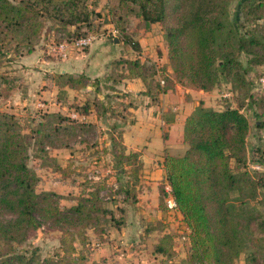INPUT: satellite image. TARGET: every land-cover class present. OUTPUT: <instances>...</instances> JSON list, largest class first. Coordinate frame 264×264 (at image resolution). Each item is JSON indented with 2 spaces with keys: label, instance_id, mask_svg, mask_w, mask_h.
<instances>
[{
  "label": "trees",
  "instance_id": "1",
  "mask_svg": "<svg viewBox=\"0 0 264 264\" xmlns=\"http://www.w3.org/2000/svg\"><path fill=\"white\" fill-rule=\"evenodd\" d=\"M233 1L120 0L146 25L159 22L165 28L172 73L165 75L160 92L175 82L205 92L227 83L249 95L251 82L243 58L247 57V64L264 65V0H239L236 15L231 12ZM78 2L0 0V56L3 51L22 47L32 51L46 20L57 19L64 9L73 7L69 23L78 25L81 20L73 15ZM124 59L116 62L122 61L125 68L117 81L141 78L148 95L157 101V94L149 90L150 66L138 58ZM57 80L61 87L80 89L87 86L88 78L85 74L58 73ZM98 105H105L104 101H86L75 110L88 115L92 108L97 111ZM33 121L35 124L26 125L14 112L0 109V247L7 250L1 252L5 256L0 264H31V259L26 260L25 254L16 252L13 246L23 244L30 231L43 225L61 231V244L67 249L68 234H77L83 242L82 229L91 226L97 227L100 235L102 218L114 214L104 206L99 189L80 195L66 209L60 205L64 195L38 190L40 177L29 165L31 146L41 151L68 147L64 135L84 124L57 112H39ZM249 129V120L239 107L227 105L220 110L201 101L185 121L183 141L187 149L182 155H165V178L178 211L191 229V259L196 264H235L246 252L247 264H264V212H257L255 205L264 208V173L250 168L246 141ZM116 155L120 163L132 159L139 168L143 166L135 151ZM253 162L264 164L262 159ZM159 190L164 196L163 187ZM126 192L129 194L128 188ZM133 197L136 199V195ZM233 201L250 206L252 212L233 209ZM115 227L119 228L120 222ZM74 250H67L59 264ZM155 250L167 254L163 240Z\"/></svg>",
  "mask_w": 264,
  "mask_h": 264
},
{
  "label": "rangeland",
  "instance_id": "2",
  "mask_svg": "<svg viewBox=\"0 0 264 264\" xmlns=\"http://www.w3.org/2000/svg\"><path fill=\"white\" fill-rule=\"evenodd\" d=\"M238 2L233 1V15L239 12ZM72 10L73 7L69 11L64 9L57 19L46 20L39 43L32 51L28 52L23 47L18 51H3L0 56V109L16 112L27 125L35 124L33 118L44 110L70 116L69 113L76 106L83 105V102H96L98 97L104 100L105 105H98L97 110L98 115L104 116L102 119L97 121V112L93 109L87 117L80 119L84 124L81 128L64 135L68 147H48L46 151H41L32 145L29 165L40 177L39 191L50 190L65 196L60 200L61 208L66 209L75 204L80 195L99 189L104 206L112 209L114 214L102 218L103 231L100 235H97V227L91 226L82 229L85 232L83 242L77 234H68L67 242L72 246L67 244V249L61 244L63 233L49 225L30 231L28 239L21 245H14L13 249L25 254L26 260L31 259V264H59V259L72 247H75L72 256L67 257L63 264H100L102 258L107 260L104 262L107 264L119 255L122 258H137V264H145L143 260L151 264H196L191 259V238L186 222L178 217L177 211H171L166 206L165 184L159 186L165 192L164 196L160 194L159 199L138 197L144 186L149 188L146 176L153 167H145L140 151L135 152L139 154L142 168L132 159L120 163L116 155L118 152H133L125 145L123 132L136 122L133 108L143 103L140 98H134V94L130 96L121 88H116L122 82L117 81V78L124 74L122 61L116 63L117 60H109L110 70L101 71L98 77L97 73L87 75V85L92 86L85 95L82 92L80 96L61 89L63 87L58 84V73L54 74V78L50 73L52 66L58 71L62 68V59L51 52L50 46L89 34L98 37L106 35L111 43L114 42L113 37L124 42L121 53L128 51L126 54L129 59L138 58L150 66L149 90L157 94V89L161 88V78L170 74L166 69L169 59L165 28L159 22L146 25L141 16L123 7L120 0H79L77 9L73 11V15L81 20L78 25L69 23L73 20ZM85 16L88 19H84ZM74 34H79V37ZM141 41L146 45H141ZM92 45L79 53H91ZM147 50L150 53H144ZM243 60L248 68L247 78L251 82L249 95L233 90L231 84L222 83L208 92L205 106L220 110L227 105L240 108L250 124L246 140L250 168L264 173V164L253 162L254 159L264 160V80L261 79L264 78V65L247 64V57ZM21 98H28L25 107L18 103ZM31 101L41 105H36L35 109ZM149 114L151 118L152 113ZM255 165L259 169L252 168ZM255 205L257 212H264L262 204ZM231 206L233 209L242 208L252 212L250 206L236 201ZM118 222L120 227L116 228ZM162 240L167 254L155 250ZM115 241H118V247ZM107 246V254L99 252L100 248ZM0 248L1 260L5 256L1 252L7 250L2 245ZM246 253H241L235 264H247Z\"/></svg>",
  "mask_w": 264,
  "mask_h": 264
},
{
  "label": "crops",
  "instance_id": "3",
  "mask_svg": "<svg viewBox=\"0 0 264 264\" xmlns=\"http://www.w3.org/2000/svg\"><path fill=\"white\" fill-rule=\"evenodd\" d=\"M115 40L116 38L113 37L114 42L111 43L106 35H101L93 42V50L91 53H76L70 56L68 60H61L62 68L59 71L55 68V66H52L50 68V73H52L51 77L54 78L55 73H67L73 74L74 76H79L81 74L89 76L91 73H97L98 77V73L101 71H109L110 61L129 57L126 54L128 51L123 54L121 53V45H123L124 42ZM141 45H146V43L144 44V42L141 41ZM144 53L148 54L150 52L147 50V52ZM166 69L167 72L170 74L172 73L168 64ZM91 86L87 85L86 87L80 89H73L68 86H64L61 89H66L68 92L73 93L76 96H80L82 92L85 95L86 91L89 90V87ZM117 87L121 88L130 96L134 94V98H140L139 100L143 101V103L141 102L142 104H137L133 108L136 122L125 128L123 138L128 150L141 152V158L143 159L146 168L153 167L152 171H148V169H146L149 173L146 176L149 179L146 181L149 185V190L144 186L143 189L139 191L138 197L147 198L148 196L159 199V186L163 183H167L163 167L165 155L167 153L171 155H182L185 152L187 149V144L183 141L185 121L187 117L193 113L196 107L199 106L201 101H204L205 105L207 104L206 98L208 96V92L203 90H194L175 82L173 87H169L165 92H160V89H157V101H154L146 92L147 87L141 78L126 77L122 80L120 86L116 85V88ZM58 93L59 92H57V95ZM99 98L100 97H98V99ZM27 100L28 98H21L18 103H21L25 107ZM105 103L106 102H104V104ZM30 104L35 109L36 105H41L34 101H31ZM93 109L95 110V108H92L90 113ZM44 112L50 111L44 110ZM96 112L97 121L98 119H102V117H104L98 115V111L95 110V113ZM14 113L16 114V112ZM149 113H152L151 118ZM73 114H77L78 117L76 119L79 120L87 117V115H81L76 110L69 113L71 117H73ZM161 214L162 212L159 211V215ZM177 215L184 220L180 212H177ZM122 231L124 232V230ZM132 241L134 242L135 240ZM108 243L109 242H107V244ZM115 243H117L118 247V241H115ZM122 243H124V241H122ZM108 251V246L103 249H99V252L103 253V255L107 254ZM102 259L103 261H101L102 263L100 264H106L104 262L107 260L104 261V258ZM97 261L100 262V260ZM133 262L137 264V258L132 256L122 258L119 255L115 258V260H109L107 264H132ZM142 262L145 264H151L147 260H143Z\"/></svg>",
  "mask_w": 264,
  "mask_h": 264
},
{
  "label": "built area",
  "instance_id": "4",
  "mask_svg": "<svg viewBox=\"0 0 264 264\" xmlns=\"http://www.w3.org/2000/svg\"><path fill=\"white\" fill-rule=\"evenodd\" d=\"M97 38H98L97 35L89 34L80 38L63 40L61 42L55 43L52 46H50L51 52L54 55L60 56L62 60H68L70 56H72L73 54L79 53L83 51L85 48L91 46ZM261 79L264 80V78ZM164 84H165V80L164 78H161L160 85L163 86ZM73 117L76 118L78 116L77 114H73ZM252 167L259 169L258 165ZM165 189L167 194L165 197L166 206L171 211L179 212L176 199L172 193V188L168 183L165 184ZM187 229L191 233V229L189 226L187 227ZM183 238L186 239V237Z\"/></svg>",
  "mask_w": 264,
  "mask_h": 264
},
{
  "label": "water",
  "instance_id": "5",
  "mask_svg": "<svg viewBox=\"0 0 264 264\" xmlns=\"http://www.w3.org/2000/svg\"><path fill=\"white\" fill-rule=\"evenodd\" d=\"M115 41H118V39L116 38V40Z\"/></svg>",
  "mask_w": 264,
  "mask_h": 264
}]
</instances>
